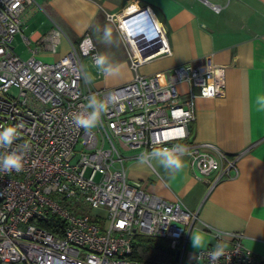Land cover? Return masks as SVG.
<instances>
[{
	"label": "built area",
	"instance_id": "obj_1",
	"mask_svg": "<svg viewBox=\"0 0 264 264\" xmlns=\"http://www.w3.org/2000/svg\"><path fill=\"white\" fill-rule=\"evenodd\" d=\"M134 3L139 11L129 16ZM33 5L35 0H0V131L9 126L17 131L13 145L0 148V153L28 145L22 171H0V264H171L133 259L136 234L170 240L177 250L176 264H183L198 211L130 182L124 151L137 150L138 159L153 148L181 145L196 169L195 177L216 173L209 191L231 172L237 175L240 155L195 141L190 126L195 98L225 95V66L179 64L142 73L143 65L171 56L172 51L167 27L150 5L136 0L117 15L107 14L125 45L132 77L95 89L83 75L84 58L96 68L94 58L99 55L90 33L55 62L34 55L23 58L14 51L23 13ZM125 26L135 41L128 39ZM61 34L59 27L52 29L41 45L56 52ZM93 94L109 101L108 111L98 126L78 128L72 118ZM50 217L60 220L62 235L40 225ZM208 231L215 243L195 253L198 263L260 264L244 245L243 233ZM221 240L224 254L214 262L208 253Z\"/></svg>",
	"mask_w": 264,
	"mask_h": 264
},
{
	"label": "crops",
	"instance_id": "obj_2",
	"mask_svg": "<svg viewBox=\"0 0 264 264\" xmlns=\"http://www.w3.org/2000/svg\"><path fill=\"white\" fill-rule=\"evenodd\" d=\"M35 1L37 5L24 11L22 31L13 39V49L18 55L23 58L34 55L41 61L55 62L69 52L72 43L77 45L85 33H90L99 54H105L119 68L126 60L127 71L131 72L125 45L107 14H118L136 0ZM138 1L150 5L167 27L172 51L171 56L143 65L161 64L156 71L144 74L179 64L202 69L214 64L225 66V95L195 98V119L190 126L195 141L213 144L240 158L238 174L231 172L229 178H223L209 191V183L216 173L200 179L195 177L196 169L186 156L182 157L183 170L172 178L155 162L152 166L140 165L135 157L138 151L127 150L124 151L127 178L140 183L153 195L180 201L188 210L198 211L199 219L186 243L188 264H200L195 260V253L215 243L208 229L243 233L244 245L260 261L264 260V109L257 104V98L264 97V0ZM214 5L220 10L215 11ZM139 8L137 3L130 6L129 16ZM154 19L161 26L155 16ZM105 25L114 33L112 44L103 42ZM56 27L62 34L57 51L51 52L41 45V39ZM124 32L128 39L135 41L126 26ZM93 69L96 72L93 80L98 82L95 89L128 81L120 80L106 87L105 83L118 79V74L99 77L98 69ZM193 237L199 238L201 247L193 246Z\"/></svg>",
	"mask_w": 264,
	"mask_h": 264
},
{
	"label": "clouds",
	"instance_id": "obj_3",
	"mask_svg": "<svg viewBox=\"0 0 264 264\" xmlns=\"http://www.w3.org/2000/svg\"><path fill=\"white\" fill-rule=\"evenodd\" d=\"M103 42L105 44H112L114 41L111 39V32L109 27L105 25ZM87 43L91 44L89 39ZM94 47V45H93ZM96 68L105 76H112L118 72L119 65H114L110 62L109 58L105 54H99L94 58ZM85 81L91 83L94 77H92L86 71L83 72ZM257 104L264 109V97L257 98ZM109 101L107 99H101L97 95L93 94L87 98V104L84 106V110L76 113L73 116L74 124L80 128L91 129L99 125L103 114L108 111ZM17 138L16 128L9 126L3 128L0 131V148H9L13 145ZM19 150L13 149L12 151H6L0 153V171L5 172H20L24 167V151L28 149V145L17 146ZM184 148L181 145H173L171 147H159L153 148L151 152H145L138 157L140 165L152 166L153 162L158 164L162 168L168 171L172 178L181 172L185 166L183 161ZM193 246L195 248L201 247L198 237H193ZM224 254V242L218 241L217 244L209 251L208 255L212 261L218 260Z\"/></svg>",
	"mask_w": 264,
	"mask_h": 264
},
{
	"label": "trees",
	"instance_id": "obj_4",
	"mask_svg": "<svg viewBox=\"0 0 264 264\" xmlns=\"http://www.w3.org/2000/svg\"><path fill=\"white\" fill-rule=\"evenodd\" d=\"M40 225L55 235H62V224L56 217H50ZM176 254L177 250L171 247L168 239L143 234H136L133 238L131 257L135 260L176 264ZM260 264H264V260Z\"/></svg>",
	"mask_w": 264,
	"mask_h": 264
},
{
	"label": "rangeland",
	"instance_id": "obj_5",
	"mask_svg": "<svg viewBox=\"0 0 264 264\" xmlns=\"http://www.w3.org/2000/svg\"><path fill=\"white\" fill-rule=\"evenodd\" d=\"M115 15H117V14L115 13ZM113 34H114V33H111V37H113V36H112ZM93 39H94V37H93ZM120 40H121V39H120ZM94 41H95V39H94ZM95 43H96V41H95ZM121 43H123L122 40H121ZM96 45H97V44H96ZM122 45H123V44H122ZM97 47H98V45H97ZM102 51H104V50H102ZM127 66H128V65H127V62H126V60H125V63H123L122 66L118 69V72H117V74H118V76H119L118 79H109V80H108V83H107V82L105 83L106 87H107V86H110V84H112V83H116V82H118V81H120V80H129V79L132 77V73H131V72L128 73V71H127V70H128V67H127ZM84 67H85V70H86L87 73H89L92 77H96V72H95V70L93 69L92 65L89 63L88 58H84ZM159 67H161V64H157V65L152 64V65H149V66L141 67L140 70H141V72H143V73H148V72L156 71ZM125 78H126V79H125ZM127 78H128V79H127ZM97 86H98V82H97L96 80H92L91 87H92V88H96ZM85 213L91 215V214H90V211H87V212H85ZM91 216H92V215H91ZM102 223H103V222H102ZM183 264H188L186 258H185V261H184Z\"/></svg>",
	"mask_w": 264,
	"mask_h": 264
},
{
	"label": "water",
	"instance_id": "obj_6",
	"mask_svg": "<svg viewBox=\"0 0 264 264\" xmlns=\"http://www.w3.org/2000/svg\"><path fill=\"white\" fill-rule=\"evenodd\" d=\"M176 259H178V254L176 255Z\"/></svg>",
	"mask_w": 264,
	"mask_h": 264
}]
</instances>
